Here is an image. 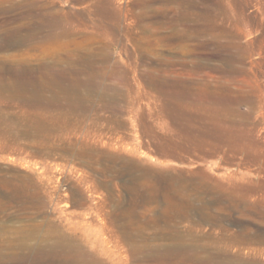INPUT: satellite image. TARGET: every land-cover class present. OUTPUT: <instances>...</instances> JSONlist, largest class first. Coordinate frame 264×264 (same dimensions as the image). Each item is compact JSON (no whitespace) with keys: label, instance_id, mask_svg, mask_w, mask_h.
Here are the masks:
<instances>
[{"label":"rangeland","instance_id":"obj_1","mask_svg":"<svg viewBox=\"0 0 264 264\" xmlns=\"http://www.w3.org/2000/svg\"><path fill=\"white\" fill-rule=\"evenodd\" d=\"M176 244L264 264V0H0V264Z\"/></svg>","mask_w":264,"mask_h":264},{"label":"bare ground","instance_id":"obj_2","mask_svg":"<svg viewBox=\"0 0 264 264\" xmlns=\"http://www.w3.org/2000/svg\"><path fill=\"white\" fill-rule=\"evenodd\" d=\"M187 6V5H186ZM46 9V8H45ZM41 13V12H40ZM39 13V14H40ZM42 15H45V14H42ZM189 19V18H188ZM214 19V18H213ZM20 20V19H19ZM40 23L42 24V25H44V26H46V27H48L51 31L49 32V33H45V35H46V37H48V38H54V39H57V38H59V37H67L69 34H70V26L68 25V22L67 21H63L62 19H60V18H57V17H50V18H47V17H45V16H41L40 17ZM81 20V19H80ZM34 23V22H33ZM34 25V24H33ZM21 27V26H20ZM42 28V27H41ZM40 27H39V25H36V26H34L33 27V30L34 31H36V32H33V33H37V30H40L41 29ZM20 30V29H19ZM14 31V30H13ZM18 32V31H17ZM46 32V31H45ZM80 32V31H79ZM10 34V33H9ZM12 34V33H11ZM17 35V34H16ZM98 36V35H97ZM25 37V36H24ZM70 37V36H69ZM68 43V42H67ZM87 47V46H86ZM67 50V49H66ZM60 51H62V50H60ZM101 60V59H100ZM60 61L62 62L63 61V63H64V66H66V67H69L70 66V64H71V61H70V59H68V58H64V57H62L61 59H59V60H55V63L56 64H60ZM45 63H49V62H45ZM53 63V62H52ZM42 66V65H41ZM40 66V67H41ZM46 67V66H45ZM36 71V70H35ZM41 71V70H40ZM29 72V71H28ZM153 72V71H152ZM57 73V72H56ZM60 73V72H59ZM31 74V73H30ZM51 74H53L52 72H51ZM62 74V73H61ZM25 75V74H24ZM63 75V74H62ZM61 75V76H62ZM16 76V75H15ZM53 77H51V79H52V83L53 84H55L54 86H55V88H58V89H62V91L64 92V94H65V96H67V97H69V99H70V96H71V91H70V89L62 82V80H60V76L58 77L57 76V74H54V75H52ZM64 76V75H63ZM14 77V76H13ZM4 79V78H3ZM6 79V78H5ZM89 79V78H88ZM16 81V80H15ZM1 82H2V78H1ZM5 82V81H4ZM44 83V82H43ZM88 83V82H87ZM5 84V83H4ZM21 84V83H20ZM32 83L30 82V81H26V82H24L23 83V86H26V85H30V86H27L26 88H30V87H32V85H31ZM67 84V83H66ZM8 85V84H7ZM35 86V85H34ZM34 86L32 87V88H34ZM102 86V85H101ZM4 88H5V86H3ZM8 87V86H7ZM46 87V86H45ZM165 87V86H164ZM37 88V87H36ZM74 88V87H73ZM25 89V88H24ZM58 89H56L53 93H52V96L51 97H53L55 94H56V92H57V90ZM75 89V88H74ZM16 90V89H15ZM27 90H29V89H27ZM33 90V89H32ZM34 91V90H33ZM87 91V90H86ZM36 92V91H35ZM59 93H61V92H59ZM88 93V92H87ZM29 94V93H28ZM35 95V94H34ZM30 96V95H29ZM43 97V96H42ZM82 97H83V95H82ZM28 98V97H27ZM29 98H31V97H29ZM36 98V97H35ZM86 98V97H85ZM28 100V99H27ZM29 100H32V99H29ZM55 100V99H54ZM42 101V100H41ZM51 101V99H49V102ZM25 102V101H24ZM30 102V101H29ZM40 102V101H39ZM43 102V101H42ZM87 102V101H86ZM57 103V102H56ZM58 104V103H57ZM35 105V104H34ZM38 106V105H37ZM47 106V105H46ZM45 106V107H46ZM50 106V105H49ZM66 106V105H65ZM68 107V106H67ZM166 144V143H165ZM254 161V160H253ZM145 200V199H144ZM187 203V202H186ZM167 211V210H166ZM185 211V210H184ZM180 218V217H179ZM122 226V225H121ZM87 233V232H86ZM91 235V234H90ZM89 235V236H90ZM190 235V234H189ZM99 238H100V236H99ZM98 238V239H99ZM104 238L105 237H103V241H104ZM160 238V237H159ZM65 239V238H64ZM101 239V238H100ZM106 239V238H105ZM88 240H89V238H88ZM94 240V239H93ZM96 240V239H95ZM36 241V240H35ZM35 241H34V243H35ZM98 241H100V240H98ZM171 241V240H170ZM102 242V241H101ZM105 242H108V241H105ZM136 242V241H135ZM189 242V241H188ZM196 242V241H195ZM38 244V243H37ZM93 244V243H92ZM95 244H96V241H95ZM150 244V243H149ZM58 245V244H57ZM66 245V244H65ZM105 245V244H104ZM135 245V244H134ZM172 245V244H171ZM30 246V245H29ZM35 246V245H34ZM54 246V245H53ZM59 246V245H58ZM68 246V245H67ZM107 246V245H106ZM164 246H166L165 244H164ZM23 247V246H22ZM30 247H32V246H30ZM38 247V246H37ZM40 247V246H39ZM69 247V246H68ZM97 247V246H96ZM26 248V247H25ZM29 248V247H28ZM27 248V249H28ZM89 248H90V246H89ZM110 248H111V246H110ZM150 248V247H149ZM192 248V247H191ZM39 249V248H38ZM156 249V248H155ZM158 249V248H157ZM164 250H162L163 252H162V254H163V256H165L167 259L169 258L170 260H173V259H175L176 261H177V258H179L181 261H182V263L183 264H185V262H187V261H189V260H191V262H192V259L195 261V263L194 264H223L222 262H220V261H213L209 256H205V257H199V256H197L196 254H194V253H188V252H186V250L187 249H184L182 246H179V245H175V246H168V247H165V248H163ZM69 250V249H68ZM99 250H100V248H99ZM45 251H47V250H45ZM79 251V250H78ZM104 251H105V249H104ZM148 251V250H147ZM161 251V250H160ZM194 251V250H193ZM231 251V250H230ZM37 252V251H36ZM43 252V251H42ZM58 252V251H57ZM112 252H113V250H112ZM116 252V251H115ZM150 252V251H149ZM148 252V253H149ZM158 252V251H157ZM31 253V252H30ZM47 253V252H46ZM51 253V252H50ZM104 253V252H103ZM160 253V252H159ZM12 254V253H11ZM27 254V253H26ZM37 254V253H36ZM47 254H49V253H47ZM68 254V253H67ZM124 254V253H123ZM33 255V254H32ZM39 255V254H38ZM51 255V254H50ZM60 255H61V253H60ZM66 255V254H65ZM72 255V254H71ZM76 255V254H75ZM78 255V254H77ZM115 255V254H114ZM150 255V254H149ZM45 256H46V254H45ZM47 256H49V255H47ZM52 256V255H51ZM54 256V255H53ZM67 256V255H66ZM91 256H93V255H91ZM90 256V257H91ZM120 256V255H119ZM156 256V255H155ZM159 256V255H158ZM226 256V255H225ZM37 257V256H36ZM58 257V256H57ZM61 257V256H60ZM108 257H110V255L108 256ZM114 257V256H113ZM42 258V257H41ZM53 258V257H52ZM59 258V257H58ZM78 258V257H77ZM77 258H75V257H71L70 259L68 258V259H66V260H72V261H75ZM92 258V257H91ZM118 258V257H117ZM137 258V257H136ZM34 259V258H33ZM46 259V258H45ZM49 259H50V257H49ZM56 260H57V258H55ZM54 259V260H55ZM95 259V258H94ZM114 259V258H113ZM30 260V259H29ZM51 260V259H50ZM79 260H81V259H79ZM89 260V259H88ZM115 260V259H114ZM238 260V259H237ZM65 261V260H64ZM78 261V260H77ZM118 261V260H117ZM167 261V260H166ZM230 261V260H229ZM55 262V261H54ZM99 262H100V260H99ZM30 263V262H29ZM65 263H66V261H65ZM69 264V263H68ZM162 264V263H161ZM171 264V263H170ZM189 264V263H188ZM242 264V263H241Z\"/></svg>","mask_w":264,"mask_h":264}]
</instances>
